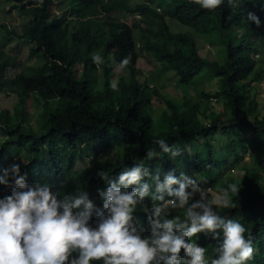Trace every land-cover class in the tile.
Returning a JSON list of instances; mask_svg holds the SVG:
<instances>
[{"label": "trees", "instance_id": "16d2710c", "mask_svg": "<svg viewBox=\"0 0 264 264\" xmlns=\"http://www.w3.org/2000/svg\"><path fill=\"white\" fill-rule=\"evenodd\" d=\"M9 1L22 18L27 17L11 34L29 42L30 56L41 57L39 64L27 67L26 72L16 70L15 75L11 69L7 71L11 66L0 62V95L17 96L11 111L0 110V132L5 137L0 152L5 145L24 146L27 160L20 164V175L26 174V182L47 183L60 199L78 191L87 192L103 211L97 190H106L107 183L98 173L116 180L123 169L137 166L144 157L151 175L159 170L161 179L169 171L179 177L181 171L173 158L153 140L165 139L169 146L179 147L188 142L192 153L185 156L187 165L200 176L202 188L212 186L221 194L228 184L235 183L224 178L227 170L234 166L242 170L237 184L240 190L233 196L234 207H219L216 211L224 219L238 220L247 229L245 235L252 237L256 251L246 264H264V181L258 177V172L264 170V157L254 159L257 152L264 155V104L260 105L255 92H250L251 84L261 80L264 69L255 59L264 56L260 51L264 0H233L236 7L224 0L214 10L203 9L195 0H142L136 6L127 4V0H73L75 9H69L67 18L64 11L57 15L50 12L51 0ZM115 11L131 14V22L111 17ZM249 13L259 18V26L249 19ZM176 24L188 29H175ZM197 36L206 40L215 36L224 45V64L199 55ZM103 49L110 59H104L97 71L92 56ZM129 55L131 62L119 68L114 78L117 88L113 90L112 69ZM140 56L153 58L158 73L171 72L175 76L182 93L180 100L162 95L155 74H145L140 79L142 74L136 66ZM204 70L218 80L212 94L188 85ZM188 89L207 101L194 103L187 98ZM33 92L42 99L41 113L46 114L47 125L39 132L25 118L24 102ZM209 100H218L223 111L210 110ZM153 104L158 105L156 112ZM243 129L253 136L252 141L240 135ZM216 139L228 144L222 156L213 149L212 141ZM107 141L120 148L114 161L95 159L80 172L70 165V153L76 147L91 148ZM149 149H156L158 154L151 160L147 159ZM92 152L93 157L98 153ZM244 154L250 164L242 162ZM156 158L158 164H151ZM144 180L151 182L150 177ZM10 184L11 187L0 184V199L11 195L15 187L11 178ZM208 197L211 200L209 194ZM170 198L166 195V199ZM198 199L197 194L191 202ZM143 204L151 208V198L146 197ZM184 215V210L176 209L168 218L179 216L183 220ZM134 217L144 230L142 238L149 237L148 213L142 205L137 206ZM90 224L96 227L95 213ZM217 232L219 239L203 232L191 238L203 248L211 244L210 255L205 258L208 264L219 255L216 249L222 243L223 232ZM76 256L78 253H73ZM181 256L186 259L183 250Z\"/></svg>", "mask_w": 264, "mask_h": 264}, {"label": "clouds", "instance_id": "9594fccd", "mask_svg": "<svg viewBox=\"0 0 264 264\" xmlns=\"http://www.w3.org/2000/svg\"><path fill=\"white\" fill-rule=\"evenodd\" d=\"M223 2L195 0L209 10ZM228 4L236 7L233 0H228ZM60 11L65 12V8L50 10L54 15ZM249 19L260 25L254 14L249 13ZM3 30H9V26ZM92 60L98 66L103 62L98 53ZM130 62V55L124 57L118 68L123 69ZM110 87L116 90L117 84L111 82ZM153 143L173 159L182 155L179 146H169L165 139H154ZM157 155L156 149L147 151L149 160ZM98 175L107 183L106 190H97L103 211L87 192L78 191L60 199L47 183L28 184L26 174L20 175L19 164L4 169L0 184L11 187V178L15 187L11 195L0 199V264H91L101 260L103 264H208L207 250L191 238L203 232L219 239L217 230H222L223 242L216 249L218 258L211 264H246L253 259L256 250L252 237L245 235L247 229L238 220L224 219L216 211L219 207H234L233 196L240 190L237 184H228L210 200L211 187H206L210 188L207 192L196 179L184 173L177 177L173 171L161 179L159 170L151 175L143 162L123 169L116 180L103 172ZM145 177H150L151 182H145ZM197 194L199 199L191 202ZM166 195L171 198L166 199ZM146 197L151 198V208L143 204ZM138 205L148 213L151 234L146 238H142L144 230L135 222ZM176 209L184 210L183 220L179 216L168 218ZM94 213L96 227L90 224ZM181 250L190 259H184ZM73 253L78 256L73 257Z\"/></svg>", "mask_w": 264, "mask_h": 264}, {"label": "rangeland", "instance_id": "374dc122", "mask_svg": "<svg viewBox=\"0 0 264 264\" xmlns=\"http://www.w3.org/2000/svg\"><path fill=\"white\" fill-rule=\"evenodd\" d=\"M68 2L70 4V8L68 6ZM142 2V0H127V4L131 6H136ZM74 4H76L73 0H54L52 4H50V10H60L61 8H65L66 18L70 15H68V12L71 9L74 11ZM69 8V9H68ZM111 17H113L116 20L130 23L132 20V15L128 13H122V12H112ZM27 21V17L23 18L17 13L16 10H14L11 7V3L9 0H0V62L6 63L7 66H11L7 68V71H10L12 74H16V70L24 71L26 72L27 67L37 65L41 62V57H34L29 55V42L17 39L15 38L11 32L14 27H18L22 25L24 22ZM3 25V26H2ZM9 26V30H6V32L3 30L4 28ZM175 29H188L185 26L177 25L174 27ZM202 36V35H201ZM201 36H197L195 43L196 47H198V53L200 56L205 57L207 59H214L220 64H224L225 62V50L224 45L217 40L215 36L211 37L210 40H206ZM215 37V38H214ZM236 37H233L232 39H235ZM254 39V37H252ZM206 40V41H204ZM262 44L260 47V51L264 53V40H262ZM99 55L102 58V61L104 59L109 60L110 56L107 50H101ZM256 63H260V65L264 66V56L260 58V55L255 57ZM102 63L98 66L94 63V68L99 71L101 68ZM136 66L141 71L142 76H140V79L145 74H155L157 82L159 84V89L162 95L165 98L172 99L174 101H178L181 99V91L179 87L177 86V79L171 72L166 73H158L157 72V64L153 58H146V57H138L136 60ZM14 69V71H12ZM78 70V68H76ZM119 72L118 67H113L112 73H113V82L115 81V76ZM77 73V71H76ZM261 80L254 84H251V93L255 92L256 99L258 103L261 105L264 104V69L261 70ZM256 81V80H255ZM218 84V80L215 76H212L210 72L207 70H204L199 75L194 76L192 80L188 83L189 86L195 87L197 89L202 90L205 93L212 94L216 90V86ZM187 98H190L194 103L200 102L201 104H204L207 100L205 98H199L197 93L195 91L188 89L187 92ZM9 94V93H8ZM17 96L15 94H4L0 95V110H9L13 107L14 102H16ZM210 110H213L215 112H222V106L220 102L217 101H208ZM24 107L26 109V120L27 122L32 126V128L39 132L45 128L47 125L46 121V114L41 113L42 109V99L40 96L36 93H28L27 94V100L24 102ZM158 109V105L153 104L152 110L153 112H156ZM18 112L20 111L17 109ZM262 111L258 112V115H261ZM222 119V116H221ZM240 135L245 138L247 142L252 141L253 136L249 134L248 130L243 129L241 130ZM3 133L0 132V147L2 146L3 140H4ZM199 143V140H197ZM213 149L215 152L219 153L220 156H222L225 153V150H228V144L225 140H213ZM197 145L196 143L194 144ZM179 146V145H178ZM180 148L183 150L182 155L179 157H176L173 159L174 165L181 171V173H184L188 177H191L192 179H196L198 183H200V176L194 174L191 170V168L187 165V161L185 156L187 154L192 153L191 145H189L188 142L184 143ZM92 150L98 152L95 157L92 155ZM249 151V150H248ZM120 152V148L116 147L111 141H107L101 146L97 144H93L91 148H85V147H76L73 149L70 153L69 162L70 165L74 168L75 171L80 172L84 171L85 169L89 168L91 164L94 162L95 159H108L111 161H114L118 156ZM264 152V151H263ZM216 153V154H217ZM14 157V159H13ZM44 157V156H43ZM218 157V156H217ZM264 157L260 153H255L254 159ZM26 160V154L24 152V146H15V145H5L2 153L0 152V163L5 162L3 166H0V175H3V170L7 169L10 165L13 163L22 164ZM141 162H144L142 160ZM140 162V163H141ZM242 162L246 164H250V158L247 154H244L242 156ZM151 164L157 165L158 164V158H156L155 161H153ZM242 174V170L238 166H234L231 169L227 170V172L224 174V178L230 179L234 181L236 184H239V180ZM258 177L261 181H264V170H261L258 172ZM178 188V185H177ZM212 194L211 196L215 197L219 195L214 188L211 186ZM190 190V189H189ZM214 192V193H213ZM217 195H216V194ZM212 199V198H211ZM94 203V201L92 200ZM223 242V239H222ZM205 249L207 250L205 253V257L209 256L212 246L211 244H208ZM186 259H190L186 257Z\"/></svg>", "mask_w": 264, "mask_h": 264}, {"label": "built area", "instance_id": "2783aa9c", "mask_svg": "<svg viewBox=\"0 0 264 264\" xmlns=\"http://www.w3.org/2000/svg\"><path fill=\"white\" fill-rule=\"evenodd\" d=\"M205 190H207V192H209L210 191V188H206Z\"/></svg>", "mask_w": 264, "mask_h": 264}, {"label": "crops", "instance_id": "0c3cea01", "mask_svg": "<svg viewBox=\"0 0 264 264\" xmlns=\"http://www.w3.org/2000/svg\"><path fill=\"white\" fill-rule=\"evenodd\" d=\"M211 198H214L213 196H211Z\"/></svg>", "mask_w": 264, "mask_h": 264}]
</instances>
